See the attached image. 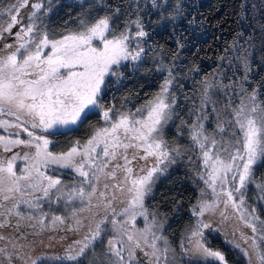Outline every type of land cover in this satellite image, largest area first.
Masks as SVG:
<instances>
[{"label": "snow or ice", "instance_id": "1", "mask_svg": "<svg viewBox=\"0 0 264 264\" xmlns=\"http://www.w3.org/2000/svg\"><path fill=\"white\" fill-rule=\"evenodd\" d=\"M190 7L0 0V264H229L217 237L264 264V23L198 78ZM141 76L158 88L118 99ZM178 165L196 196L177 245L150 200Z\"/></svg>", "mask_w": 264, "mask_h": 264}, {"label": "trees", "instance_id": "2", "mask_svg": "<svg viewBox=\"0 0 264 264\" xmlns=\"http://www.w3.org/2000/svg\"><path fill=\"white\" fill-rule=\"evenodd\" d=\"M74 2L75 0H60L61 5L74 4ZM186 2L191 5L188 14L196 18V24L189 26L185 21L183 28L188 30L184 32V36L189 41V46L184 50L182 56L189 65L192 63L199 65L201 72L198 78H203L205 74L213 72L218 63L217 57L238 33L242 32L245 39L251 36L252 29L247 28L248 10L245 15L240 7L242 3L247 6L248 0H186ZM258 7H260V22L264 23V6L261 7L258 4ZM77 11L76 7L71 10L61 7L59 22L62 23L64 19L74 16ZM183 28L180 31H183ZM193 29H195L194 33ZM156 39L160 44L165 45L166 49L171 48L173 44L167 31L162 35H156ZM172 50L174 51V49ZM187 84L189 86L192 84L191 79L187 81ZM158 86L159 81L154 77H134L126 81L125 89H122L117 96L119 99L128 92L133 95L136 92L150 93L154 92ZM187 94H192L190 89ZM168 138L173 143L182 139L177 136L175 127L170 128ZM195 196L196 192L192 181L186 174V169L182 165H178L170 170L168 176L161 179L156 186L154 197L150 200L152 207L158 208L161 213L166 214L168 235L176 244L179 243L181 233L189 222L188 206ZM176 201H180L178 208L174 207ZM262 215H264V211H262ZM213 245L225 252L229 264H235L237 257L234 253L217 240H213Z\"/></svg>", "mask_w": 264, "mask_h": 264}, {"label": "rangeland", "instance_id": "3", "mask_svg": "<svg viewBox=\"0 0 264 264\" xmlns=\"http://www.w3.org/2000/svg\"><path fill=\"white\" fill-rule=\"evenodd\" d=\"M253 4H255L257 6L255 9H253V8L250 7ZM258 4H260L261 7L264 6V3H262V0H248L247 6H249L248 7L249 20H248L247 28L252 29L251 36H254L255 35V29H256V26H257V21L260 22V18H259V10H260V7H258ZM214 240L219 241L224 247H226L228 249V246L225 245L222 242V239L221 238L217 237ZM232 253H234V252H232Z\"/></svg>", "mask_w": 264, "mask_h": 264}]
</instances>
